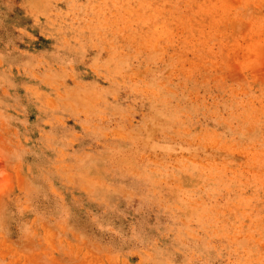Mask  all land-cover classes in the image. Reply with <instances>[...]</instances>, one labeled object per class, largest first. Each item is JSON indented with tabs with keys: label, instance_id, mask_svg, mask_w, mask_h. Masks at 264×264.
Wrapping results in <instances>:
<instances>
[{
	"label": "rangeland",
	"instance_id": "obj_1",
	"mask_svg": "<svg viewBox=\"0 0 264 264\" xmlns=\"http://www.w3.org/2000/svg\"><path fill=\"white\" fill-rule=\"evenodd\" d=\"M0 264H264V0H0Z\"/></svg>",
	"mask_w": 264,
	"mask_h": 264
}]
</instances>
